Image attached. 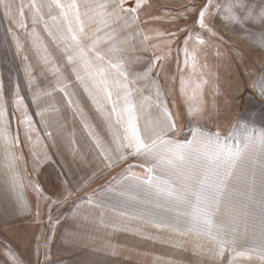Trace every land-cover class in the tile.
Instances as JSON below:
<instances>
[{
    "label": "rangeland",
    "instance_id": "rangeland-1",
    "mask_svg": "<svg viewBox=\"0 0 264 264\" xmlns=\"http://www.w3.org/2000/svg\"><path fill=\"white\" fill-rule=\"evenodd\" d=\"M2 120L52 216L30 264L53 227L122 218L188 264L264 260L240 251L264 222L223 211L263 187L264 0H0Z\"/></svg>",
    "mask_w": 264,
    "mask_h": 264
},
{
    "label": "crops",
    "instance_id": "crops-1",
    "mask_svg": "<svg viewBox=\"0 0 264 264\" xmlns=\"http://www.w3.org/2000/svg\"><path fill=\"white\" fill-rule=\"evenodd\" d=\"M2 126L3 120L0 125V264H19L23 263L24 260L26 261L27 258L30 264V254L36 252L32 249L35 239H38L36 232L39 231L40 234H44V228L38 230L36 225L32 226L30 223L46 222L52 216L41 217L36 213V207L33 208L29 184L24 181L21 168L12 159V154L14 157L16 155L15 139L11 137L7 141L6 134L2 132ZM261 152L264 155V149ZM249 154L252 156L251 151ZM246 179L250 178L246 176ZM252 179L253 177H251ZM261 180L263 187L255 188L250 182L249 188L251 187V190L248 188L247 197L234 201L232 204L234 207H230V210H223L230 216H246V218L240 219L230 217V221L264 222L263 172L261 173ZM241 203L243 207H240ZM122 220V222H116V220L102 219V229H95L91 223V225L86 224L85 228L77 229L72 235L73 239L69 241L66 240V232L55 231V227H53L50 240L47 242L49 245L41 250L43 256L41 260H39V256L37 257L36 264H151L152 262L157 264L158 256L167 257L166 264H188L172 249H168V252L165 253L157 251V231L126 229L133 225V221H125L124 218ZM115 222L116 225L121 224V228H114ZM105 226L108 228L105 229ZM168 234H171L168 237H173V232ZM262 239L261 251L255 250V248L252 249L253 251H245V249H240V251L246 252L247 256L257 252L264 256V237ZM236 256L235 254L231 257L228 264H264V260L237 261ZM66 257H68L67 261H61L62 258ZM53 259L57 260L53 261ZM212 264L221 263L213 262Z\"/></svg>",
    "mask_w": 264,
    "mask_h": 264
},
{
    "label": "snow or ice",
    "instance_id": "snow-or-ice-1",
    "mask_svg": "<svg viewBox=\"0 0 264 264\" xmlns=\"http://www.w3.org/2000/svg\"><path fill=\"white\" fill-rule=\"evenodd\" d=\"M201 15H203V14H201ZM138 143H140V146L141 147H143L144 145L142 144V142H139L138 141ZM137 151H140V148L138 147L137 148ZM238 155V154H237ZM229 176L231 175L230 173L228 174ZM225 178H227V177H225ZM206 180H207V178H205V180H202L201 181V184L203 185L205 182H206ZM216 192H218V193H223V191H224V183H223V179H221L220 180V183L218 184V185H216V187H215V189H214Z\"/></svg>",
    "mask_w": 264,
    "mask_h": 264
}]
</instances>
